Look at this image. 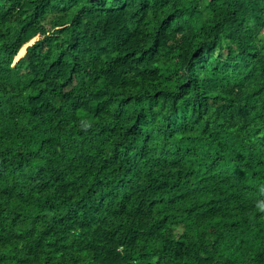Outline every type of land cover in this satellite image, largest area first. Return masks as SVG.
I'll return each mask as SVG.
<instances>
[{
	"label": "trees",
	"instance_id": "obj_1",
	"mask_svg": "<svg viewBox=\"0 0 264 264\" xmlns=\"http://www.w3.org/2000/svg\"><path fill=\"white\" fill-rule=\"evenodd\" d=\"M0 264H264V0H0Z\"/></svg>",
	"mask_w": 264,
	"mask_h": 264
}]
</instances>
